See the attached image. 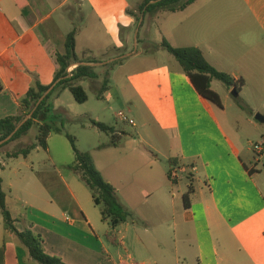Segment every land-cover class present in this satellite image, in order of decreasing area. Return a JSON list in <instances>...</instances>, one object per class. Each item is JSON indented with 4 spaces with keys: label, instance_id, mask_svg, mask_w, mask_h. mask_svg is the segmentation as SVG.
Returning a JSON list of instances; mask_svg holds the SVG:
<instances>
[{
    "label": "crops",
    "instance_id": "0c3cea01",
    "mask_svg": "<svg viewBox=\"0 0 264 264\" xmlns=\"http://www.w3.org/2000/svg\"><path fill=\"white\" fill-rule=\"evenodd\" d=\"M58 1L0 0V118L20 113L21 100L36 81L54 84L56 54L65 52L66 36L82 14L79 9H83V16L77 27L76 52L83 64L96 67V72L98 63L88 61L109 52L98 55L100 50L129 38L127 24L113 20L111 28L106 29L98 23L102 20L98 8L111 6L112 0ZM216 1L224 2L225 8H212ZM188 7L171 12L183 16L167 33L169 42L175 47L200 48L215 68L237 81L244 80L240 96L250 92L263 97L264 0H209L203 8ZM122 10L135 17L131 10ZM105 12L110 13L107 8ZM161 58L154 64L138 66L134 55L110 72L107 98L125 107L132 119L128 117L124 126L115 127L121 139L117 146L106 145L111 147L104 152V168L96 160L99 151L90 153L125 208L148 222L156 216L162 227L173 222V231L162 228L158 234L168 237V242L160 238L147 242L138 237V247H127L123 239L120 247L109 246L107 232L100 233L99 224L90 218L80 196L64 177L60 184L65 202L50 191L44 177L48 166L44 171L29 167L32 153L27 158L6 157L7 152L18 148L5 149L14 141L0 149V176L7 205L21 221L17 226L40 234L45 251L66 264H264V189L258 179L264 159L254 156L245 161L237 140L217 113L219 106L199 95L172 55L161 52ZM86 80L97 85L96 91L101 94L100 74L98 78L82 79L80 84L83 86ZM215 82L212 88L217 92ZM66 91L54 97V104ZM243 104L252 108L248 99H243ZM130 123L140 126V136L151 149L127 148L133 141L125 128ZM18 142L21 146L28 141L25 136ZM171 158L177 159L175 167L183 168L175 181L168 177L170 166H164V160ZM6 159L20 166L8 184ZM167 184L172 191L175 184L184 185L182 198L188 185L192 186L187 205L182 200L179 206L180 216L161 206L162 198H167L162 192ZM170 195L165 204L177 209L180 200L174 193ZM149 199L159 205L156 214H148L140 206L142 202L151 203ZM177 216L181 222H177ZM0 264H36L18 238L5 229L1 214Z\"/></svg>",
    "mask_w": 264,
    "mask_h": 264
},
{
    "label": "rangeland",
    "instance_id": "374dc122",
    "mask_svg": "<svg viewBox=\"0 0 264 264\" xmlns=\"http://www.w3.org/2000/svg\"><path fill=\"white\" fill-rule=\"evenodd\" d=\"M63 1L64 0H59L58 3H62ZM206 1L209 0H195L194 4L188 8H203ZM71 2L75 3V0H72ZM112 2L113 3L111 6L98 8V14H100V17L102 18L101 22L99 21L98 23L106 29L111 28L113 20L127 24L129 26L125 30V33L129 35V38L119 42L116 44V46H110L109 48H104L97 52L98 55H100L102 51H109L108 54L101 56L99 59L106 61L108 59L118 58V55L123 54L128 55L126 58H122L124 59L123 62H126L135 55L137 56V60L134 62L138 66H148L154 64L155 60L162 59L161 52L165 55L169 54L164 48L158 50V48L161 46L157 45L156 43H161L163 39H167L169 41L168 35L170 34L167 33H169L170 28L174 26L183 15L159 10L152 14L148 13L143 17L140 11V6L144 0H112ZM215 6L225 8L224 2L220 1L219 3L216 1L212 8H216ZM105 8L110 11L109 14L105 12ZM123 8L131 10V13L134 14L135 17H129L126 12L122 10ZM86 10L90 11L89 8H86ZM78 12H82V14L79 16L77 15L78 17L76 20V27L82 23L81 19L83 16V9H79ZM60 15L61 12L56 14L57 17ZM138 19H140V21ZM146 40L150 43H147ZM114 48L118 49V51H111V49ZM155 54L158 55L154 56ZM103 66L104 64H97V72L100 74V76H102V80L107 70ZM83 86L88 94L87 102L82 104L77 103L72 93L67 90L55 104L54 102L56 99H52L51 102L53 104V110L51 115H61L62 120L65 122V132L76 137V145L79 150L91 153L99 151V156L96 157V160L99 166L104 168L107 162L104 152L106 151V148L111 147H107L106 145H112L113 136L101 131L98 127L93 125L92 121L102 122L119 129L124 126V124L123 121L117 117V114L122 111L127 115V117H129V119H132V116L129 115L127 109L116 100H108L106 92H104L102 97L99 98V92L96 91L98 86H95L93 83L91 84L90 80H86L83 83ZM214 88L223 98V106L217 109V113L223 119L229 133H231L232 136L237 140V145H239L241 149L243 159L249 162L252 157H257L256 153L250 150V148L253 149L252 144L264 140V122H259L256 119L258 114L264 117V96L259 97L256 94L250 92H244L240 96L239 92V97L236 98L232 94L234 88H232L231 85L220 81L215 82ZM227 88H230L231 91H228ZM243 99H248L252 105V108L251 106H246L243 104ZM63 106H66L67 108L64 109ZM137 123H139L138 120ZM125 128L130 135L129 139L133 140L132 145L127 146V148H130V151H134V149H151L148 142L143 140V138L140 136V126L138 128L133 127L132 123H130ZM35 134V129H32L31 132L26 136V141H33ZM48 145L49 147L47 151L41 147H38L32 152L31 160L29 163L26 161L30 165L29 167H33L35 171L39 167H41L43 171L45 170L46 166L49 167H47L48 169H46L44 177L47 179L51 193L56 196L57 199H62L63 202H65V197L61 193L63 188H61L62 185L60 184V180L61 177H64L71 188L74 189V191L80 196V199L88 210L90 218L93 221H97L96 223L99 224L98 227L100 233L103 234L106 232H113L112 226L107 222L102 221L100 208L94 204V201L91 197V192L86 183L81 179L79 174L70 168V165H72L74 162V152L71 142L66 137L65 133L52 134L48 140ZM19 146L20 143L17 141L13 146L8 145V147H5V149H10L11 147L14 149ZM150 157L154 158L152 155ZM6 161L9 163V165L4 175L8 184L10 179H14L16 171L18 168H20V166L10 160L6 159ZM263 164L264 160H262L260 163L262 170L258 172H260L262 175H258V179L264 189ZM164 166L169 168V161L164 160ZM174 187L175 189L172 191V188L169 184L165 185V189H163L162 192L166 194L167 198H162L163 203L161 206L165 209L166 206H168L167 208L170 213L177 211L178 214V210L181 208L179 206H181L183 202L182 196L186 188L182 184H175ZM171 192L174 193L176 198L180 200L178 201L179 205H177V209L176 207L174 209L170 203H168V205L165 204L166 200L171 199ZM149 200H151V203L149 201L142 202V205L140 206L146 213L156 214V211L159 209V205L153 204L154 199ZM65 205L68 207V203ZM128 211L131 213V217H129L126 222L122 223L115 230L114 236L116 238V242L112 243L105 238V241L109 243V246L113 244V247H120L121 239H123L125 244H127V247H138V237L141 240H145L147 242H154L158 238L168 242V237H161L158 236V234L162 228L166 229V231H173L174 226L172 221L170 225L162 227L161 220H159L156 216L151 218V221L148 222L145 221L144 218H142L138 213L136 214L135 212L132 213L130 210ZM178 215L180 216V213ZM179 216H177V222H181Z\"/></svg>",
    "mask_w": 264,
    "mask_h": 264
},
{
    "label": "trees",
    "instance_id": "16d2710c",
    "mask_svg": "<svg viewBox=\"0 0 264 264\" xmlns=\"http://www.w3.org/2000/svg\"><path fill=\"white\" fill-rule=\"evenodd\" d=\"M194 0H144L140 6L143 17L148 13H154L159 10L168 12L183 11ZM140 21V19H138ZM76 34L77 27L68 33L65 41V52L57 53L58 70L56 72L54 84L43 85L36 81L29 89L26 97L21 100L20 113L15 116L0 118V143L12 137L0 145V149L8 144L21 140L27 136L32 129L36 134L33 141L22 144L15 150L6 153L8 159L18 158L20 156L27 158L36 148L41 147L48 150V140L54 133H65L71 142L74 152V162L70 168L75 171L81 179L86 183L91 192L94 204L100 208L103 222H108L113 229L126 222L131 213L120 202L116 188L107 181L96 167L90 152H83L76 145V137L65 132V122L61 115L51 112L52 99L59 97L65 90H69L77 103H85L88 101V94L85 88L80 84L82 79L98 78L96 67L83 64V61L76 52ZM160 46L172 55L181 66L183 72L189 78L195 89L206 100H209L219 107H222V100L213 88V81H220L231 85L238 92L240 87L244 85V80H236L232 75L222 72L215 68L205 57L203 51L194 46L175 47L166 39H163ZM123 54L118 55V59L111 63L104 64L106 73L103 77L101 85V94L110 88V72L117 65L123 63L124 59L120 58ZM93 63H102L103 60L91 58ZM78 64L74 71L70 74L68 69ZM54 85V88L45 96V98L37 105L41 97L47 93ZM28 116L30 118L21 124ZM93 125L101 131L113 136L112 145L117 146L121 136L117 133L114 126L107 125L102 122L92 121ZM170 169L168 177L171 179V170L178 165L176 158L169 160ZM2 166L0 165V168ZM248 170L249 167L245 166ZM250 171V170H249ZM252 174V172L250 171ZM172 180V179H171ZM188 192L184 195V204L187 205L189 196L193 193L191 184L188 185ZM0 214L3 217L4 227L7 231L13 233L19 240L30 258L36 264H66L60 257L49 255L45 251L44 240L40 234L35 233L29 228H20L17 226L21 221L14 217L13 213L7 205V194L3 190V179L0 176ZM106 238L112 243L116 242L114 233H107Z\"/></svg>",
    "mask_w": 264,
    "mask_h": 264
},
{
    "label": "built area",
    "instance_id": "2783aa9c",
    "mask_svg": "<svg viewBox=\"0 0 264 264\" xmlns=\"http://www.w3.org/2000/svg\"><path fill=\"white\" fill-rule=\"evenodd\" d=\"M76 68L75 65L71 66L68 71L69 73L71 74L74 69ZM117 117L119 119H121L122 121H127L128 120V117L127 115L120 111L118 114H117ZM253 146V151L256 153V158H258L259 160L261 159H264V140L258 142V143H254L252 144ZM183 171V168H180V167H173L172 170H171V179L173 181L177 180L179 178V175L180 173Z\"/></svg>",
    "mask_w": 264,
    "mask_h": 264
},
{
    "label": "water",
    "instance_id": "95a60500",
    "mask_svg": "<svg viewBox=\"0 0 264 264\" xmlns=\"http://www.w3.org/2000/svg\"><path fill=\"white\" fill-rule=\"evenodd\" d=\"M128 55H123V56H121L120 58H126ZM113 60H111L110 62H112ZM51 91V89L47 92V93H45L42 97H41V99L39 100V102L37 103V105L45 98V96L49 93ZM232 94H233V96L234 97H239V92L234 88L233 89V92H232ZM30 118V116H28L21 124H19V126L17 127V129L22 125V124H24L28 119ZM256 119L259 121V122H264V117L262 116V115H260V114H258L257 116H256ZM13 135V134H12ZM12 135L9 137V138H11L12 137ZM8 138V139H9ZM8 139H6L5 141H7ZM5 141H2L1 143H0V145L1 144H3Z\"/></svg>",
    "mask_w": 264,
    "mask_h": 264
}]
</instances>
